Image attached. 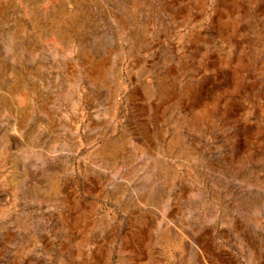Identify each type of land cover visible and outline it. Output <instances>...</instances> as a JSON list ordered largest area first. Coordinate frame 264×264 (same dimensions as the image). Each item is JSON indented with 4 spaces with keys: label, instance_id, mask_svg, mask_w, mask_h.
<instances>
[{
    "label": "rangeland",
    "instance_id": "374dc122",
    "mask_svg": "<svg viewBox=\"0 0 264 264\" xmlns=\"http://www.w3.org/2000/svg\"><path fill=\"white\" fill-rule=\"evenodd\" d=\"M0 264H264V0H0Z\"/></svg>",
    "mask_w": 264,
    "mask_h": 264
},
{
    "label": "bare ground",
    "instance_id": "6f19581e",
    "mask_svg": "<svg viewBox=\"0 0 264 264\" xmlns=\"http://www.w3.org/2000/svg\"><path fill=\"white\" fill-rule=\"evenodd\" d=\"M39 1V0H38ZM59 22V21H58ZM58 27V26H57ZM47 29V28H46ZM43 31V30H42ZM55 31V30H54ZM44 32H46L47 33V30L46 31H44ZM45 34V33H44ZM60 34V33H59ZM54 35H55V33H54ZM58 35V34H57ZM55 38V37H54ZM51 39V38H50ZM56 39V38H55ZM53 40V39H52ZM54 41V40H53ZM55 43V42H54ZM104 65V64H103ZM102 67V66H101ZM106 71V70H105ZM24 95V94H23ZM152 220V219H151ZM152 223V222H151Z\"/></svg>",
    "mask_w": 264,
    "mask_h": 264
}]
</instances>
